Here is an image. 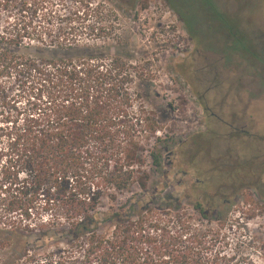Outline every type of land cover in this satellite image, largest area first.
Returning a JSON list of instances; mask_svg holds the SVG:
<instances>
[{"label":"trees","instance_id":"trees-1","mask_svg":"<svg viewBox=\"0 0 264 264\" xmlns=\"http://www.w3.org/2000/svg\"><path fill=\"white\" fill-rule=\"evenodd\" d=\"M47 1L20 0L26 14L0 36V76L14 72L34 89L28 108L5 120L0 264H249L226 254L224 223L212 226L200 201L193 209L205 224L169 195L141 206L133 193L114 205L148 190V159L162 166L151 144L160 123L136 92L150 80L128 72L131 44H106L103 28L93 43L74 26L53 34L37 20Z\"/></svg>","mask_w":264,"mask_h":264},{"label":"rangeland","instance_id":"rangeland-1","mask_svg":"<svg viewBox=\"0 0 264 264\" xmlns=\"http://www.w3.org/2000/svg\"><path fill=\"white\" fill-rule=\"evenodd\" d=\"M19 1L0 0V36L26 14ZM44 6L36 19L47 18L53 34L74 26L80 41L93 43L103 28L106 44L128 41L135 65L128 72L150 80L135 91L146 94L143 104L160 123L154 136L161 141L151 144L162 166L148 159V190L124 193L114 205L128 204L133 193L141 206L160 205L169 195L192 222L205 224L193 209L200 201L212 226L224 223L226 254L264 264V122L257 113L264 93V0H48ZM143 61L145 67L138 65ZM32 87L14 72L0 76V165L11 126L5 120L28 108Z\"/></svg>","mask_w":264,"mask_h":264},{"label":"crops","instance_id":"crops-1","mask_svg":"<svg viewBox=\"0 0 264 264\" xmlns=\"http://www.w3.org/2000/svg\"><path fill=\"white\" fill-rule=\"evenodd\" d=\"M257 102L259 103V105L257 106L258 107L257 113L259 115L258 116L259 120L260 122H264V93L262 94V97ZM261 127H264V124Z\"/></svg>","mask_w":264,"mask_h":264}]
</instances>
